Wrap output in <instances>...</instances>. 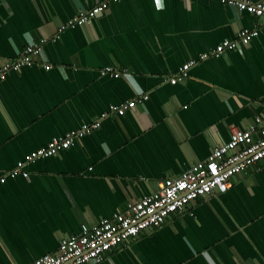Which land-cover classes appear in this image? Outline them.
<instances>
[{"label":"crops","instance_id":"1","mask_svg":"<svg viewBox=\"0 0 264 264\" xmlns=\"http://www.w3.org/2000/svg\"><path fill=\"white\" fill-rule=\"evenodd\" d=\"M106 0H0V71L42 44L31 66L0 81V180L54 137L100 123L57 156L0 182V264L56 253L82 225H97L204 161L233 128L264 125V29L241 51L199 62L252 16L209 0H120L87 24L60 32ZM264 3V0H250ZM49 65V69L43 66ZM124 73L115 78L105 69ZM141 95L119 117L101 115ZM192 215V216H191ZM264 263V164L236 175L183 213L107 254L98 264Z\"/></svg>","mask_w":264,"mask_h":264},{"label":"built area","instance_id":"2","mask_svg":"<svg viewBox=\"0 0 264 264\" xmlns=\"http://www.w3.org/2000/svg\"><path fill=\"white\" fill-rule=\"evenodd\" d=\"M111 1L106 0L89 11L79 14L60 27V32L75 29L87 24L91 19L108 9ZM218 2L246 13L259 22V27L241 29L237 32L235 40H224L215 49L200 55L198 60H189L181 65L173 76L166 79L170 85L184 82L189 77V71L199 62L211 57L222 55L227 50L241 51L248 47L251 41L264 29V3L250 0H209ZM42 44H28L21 52H16V63H4L0 71V81L7 71H16L22 66H31L34 59L40 56ZM49 69V65L43 66ZM111 73L118 78L124 73L112 72L107 68L103 74ZM147 99L141 95L137 100L125 102L119 106H110L101 119L110 114L119 117L127 111L133 110L137 102ZM100 123L82 124L78 130L71 131L63 136L54 137L46 147L37 149L18 162L16 169L1 178L3 182L7 177L15 178L20 175L27 179L29 174L24 167L38 160L57 156L60 152L68 150L77 140L88 133L97 130ZM257 163L264 164V125L259 118L246 129L233 128L229 139L222 145L211 150L204 161L193 164L179 176L167 178L158 184L155 192L143 196L135 202L127 203L124 211L114 214L110 219L101 221L97 225H82L80 232L63 238L56 253L43 255L32 264H98L107 259V254L120 244L136 239L140 233L161 227L171 215L183 213L195 201L206 199L213 193L224 194L230 188L232 179ZM192 216V215H191ZM264 264V263H262Z\"/></svg>","mask_w":264,"mask_h":264}]
</instances>
